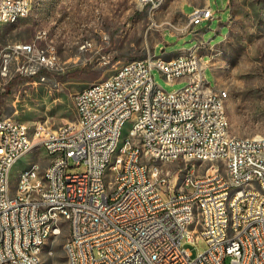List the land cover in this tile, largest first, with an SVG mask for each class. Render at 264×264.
Listing matches in <instances>:
<instances>
[{
    "label": "built area",
    "instance_id": "obj_1",
    "mask_svg": "<svg viewBox=\"0 0 264 264\" xmlns=\"http://www.w3.org/2000/svg\"><path fill=\"white\" fill-rule=\"evenodd\" d=\"M139 2L154 10V0ZM31 9L32 0H0V24L15 15L28 17ZM189 17L194 29L215 12L195 6ZM200 46L191 49V57L177 55L171 63L149 59V52L123 63L74 95V121L31 126L0 116V264H37L33 249L43 232L39 222L59 232L55 218L66 216H74L73 237L66 242L77 243L67 264H264V167H256L251 155V144L260 143V137L231 134L228 116L221 114L228 90L208 81L209 65ZM11 49L0 50L2 78L10 76L20 54L33 74L55 64L33 43H15ZM170 67H178L177 79L166 78ZM155 69L167 81L183 79L185 84L158 95ZM123 73H131L130 82H123ZM197 77H204L202 87H193ZM147 86H154L153 97H145ZM175 93L184 95L181 107H174ZM191 101L211 103L208 116H195ZM216 115H225L227 128L216 124ZM137 119H144V129H136ZM122 122H129L127 137H120ZM174 122L183 123L182 132H174ZM30 128H39V135L29 136ZM162 134H169V142H162ZM228 139H235L236 152H229ZM161 143H168L167 162L211 165L202 173L192 165L174 186L178 170L158 163ZM37 151L32 171H24L23 196L11 195V166L23 170ZM230 155H239V163L228 165ZM42 156H50V165L33 178ZM81 164L87 166L83 171L78 170ZM232 188H241V195L234 216H226L220 202ZM161 191L169 197L163 198ZM49 205H58L59 214H51ZM226 226H233V234H226ZM201 240L208 247L196 256L184 246Z\"/></svg>",
    "mask_w": 264,
    "mask_h": 264
},
{
    "label": "rangeland",
    "instance_id": "obj_2",
    "mask_svg": "<svg viewBox=\"0 0 264 264\" xmlns=\"http://www.w3.org/2000/svg\"><path fill=\"white\" fill-rule=\"evenodd\" d=\"M184 1L162 0L156 9L150 10L139 0H32L28 17L0 24V50L12 53L13 44L30 42L54 57L55 64L33 74L26 70L25 56L18 55L11 64L10 76L0 77V116L13 117L31 126L36 122L57 126L74 121L77 118L74 95L80 89L107 78L123 63L143 58L148 52L169 58L182 49L192 48L198 42L193 32L182 38L166 32L182 36L191 29L188 18L182 14ZM227 1L213 0L217 18L209 28L207 22L196 28L204 30L203 39L211 45L223 41L229 31ZM229 4L230 31L225 41L216 46L213 70L207 67L206 75L212 86L228 90L225 112L231 134L264 137V0H230ZM43 70L46 72L36 76ZM72 72L77 74L63 79ZM153 75L167 92L185 84L180 80L167 81L158 69ZM128 126L129 123L124 134ZM38 153H32L23 167L34 162ZM39 161L45 166L49 158L42 156ZM158 163L165 169L178 170L173 177L174 186L192 165L201 173L211 165L200 160ZM86 167L81 164L78 170ZM20 168L16 165L12 171V192ZM161 196L168 198L169 194L161 191ZM67 236L64 231L45 243L42 264L66 263ZM184 246L195 256L208 247L205 240L184 242Z\"/></svg>",
    "mask_w": 264,
    "mask_h": 264
},
{
    "label": "bare ground",
    "instance_id": "obj_3",
    "mask_svg": "<svg viewBox=\"0 0 264 264\" xmlns=\"http://www.w3.org/2000/svg\"><path fill=\"white\" fill-rule=\"evenodd\" d=\"M162 0H154V9H156ZM26 17L23 15H15L10 19L12 23L17 21L18 19ZM189 25L191 26V18L189 17ZM183 57H191V50L187 54H180ZM161 57V60H164V63H171L172 58H164L162 56L155 55V52H149V59H156ZM178 77V67H170L166 69V78L167 79H177ZM131 81V73H123V82ZM204 85V77H197V79H193V87H202ZM156 94L158 95H167L168 92L165 91L160 85H156ZM154 96V86H147L145 89V97H153ZM229 96V93H228ZM181 104H184V95L182 93H175L174 99V107H181ZM226 101H222L221 106V114H226L225 112ZM191 108H195V116L204 117L208 116L211 111V103H202V101H191ZM229 121V120H228ZM129 122H122L120 126V137H127V133L124 134V128L126 124ZM216 124L220 126V128H227V118L225 115H216ZM129 126L127 128L128 132ZM136 129H144V119H137L136 121ZM183 123L182 122H174V132H182ZM39 135V128H30L29 136H37ZM244 139H258L260 137L259 142H252L251 144V155L252 161L256 167H264V137H241ZM162 142H169V134H162ZM260 144L262 148V155L260 153ZM229 152H236V143L235 139H228ZM168 150V143H161L158 145V158L160 161H167V156H165L166 151ZM49 161L47 165H43L39 160L37 161V166L33 171V178H40L41 175L46 172V166L50 165V156H48ZM176 161V159H169V161ZM239 163V155H230L228 158V165H236ZM16 165H12L9 170V192L13 196H23V181H24V171H32L34 167V162H29L24 165L23 170L21 168L18 171V175L16 177V186L15 190L12 192L11 190V175L12 171ZM241 195V188H232L228 190L226 199H221L220 202V211L226 212V216H234V205L236 199ZM49 212L51 214H59L58 205H49ZM74 216H66L63 220L62 218H55V229H58L59 232H54V228H46V222H39V230H43L41 233L40 241L37 244V248L33 249V256L37 259V264H42V248L45 243L52 237L56 235H61L64 231L68 232V236L66 241H68L71 237H73L74 233ZM226 234H233V226H226ZM64 243V251L66 253V263L67 257L70 254V251H77V243ZM70 264H77V261H70Z\"/></svg>",
    "mask_w": 264,
    "mask_h": 264
},
{
    "label": "crops",
    "instance_id": "obj_4",
    "mask_svg": "<svg viewBox=\"0 0 264 264\" xmlns=\"http://www.w3.org/2000/svg\"><path fill=\"white\" fill-rule=\"evenodd\" d=\"M229 3H230V0L227 1V7H228V9L230 11L229 17H228V21H227V25H228V28H229V31H230V26H231L232 20H231V7H230V4ZM195 6H208L213 11L215 10L213 0H185L183 2L182 14H183V16H185V17L188 18V23H189V14L192 12V10H193V8ZM216 18L217 17H216V12H215V17L213 19L205 20L201 24H199V26H202V24H204V23L207 22L208 23V26L207 27L209 28V25H211V23ZM218 21H219L218 28H220V27H222V25L220 24V23H222V20H221L220 17L218 18ZM197 26L194 29L191 28L189 31H187V33H185L182 36H179L177 33H174L172 31H166V32H168L171 37L176 36L178 38H182V37L186 36L187 34H189L190 32H193L194 37L198 40V42H197V44L195 46H197L198 44H202V46H200V48L198 49V52L200 53V55L203 56L205 62H207V64L209 65V67L212 68L213 60L215 58V56H214L215 55L214 50L216 49V46L218 44H220L223 41H225V39L227 38V36L229 34V31L225 35L223 41L219 42L217 45H211L210 42H205V40L203 39L204 30L203 29H200V28L196 29ZM166 32L164 33V38L166 36ZM216 32H218V31L216 30ZM161 43L159 44V46L161 45ZM195 46H193L192 48H194ZM192 48H190V49H182V50L176 52L175 54H173L172 56H170L169 58L175 57V56L180 55V54H187L189 52V50H191ZM207 55H209V57H207ZM212 70H213V68H212ZM180 81H184V80L183 79H180Z\"/></svg>",
    "mask_w": 264,
    "mask_h": 264
},
{
    "label": "trees",
    "instance_id": "obj_5",
    "mask_svg": "<svg viewBox=\"0 0 264 264\" xmlns=\"http://www.w3.org/2000/svg\"><path fill=\"white\" fill-rule=\"evenodd\" d=\"M43 72H46V70H43V71H41L39 74H37L36 76H40V74L41 73H43ZM77 74V72H72V73H69V74H66L65 76H63V79L64 80H66L68 77H70V76H74V75H76Z\"/></svg>",
    "mask_w": 264,
    "mask_h": 264
}]
</instances>
